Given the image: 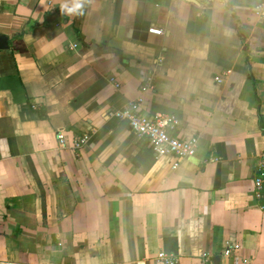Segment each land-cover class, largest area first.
Segmentation results:
<instances>
[{
    "label": "crops",
    "instance_id": "1",
    "mask_svg": "<svg viewBox=\"0 0 264 264\" xmlns=\"http://www.w3.org/2000/svg\"><path fill=\"white\" fill-rule=\"evenodd\" d=\"M66 3L0 0V264H264V0ZM137 98L195 156L107 115Z\"/></svg>",
    "mask_w": 264,
    "mask_h": 264
},
{
    "label": "built area",
    "instance_id": "2",
    "mask_svg": "<svg viewBox=\"0 0 264 264\" xmlns=\"http://www.w3.org/2000/svg\"><path fill=\"white\" fill-rule=\"evenodd\" d=\"M255 16L258 18H264V10L260 5L255 8ZM150 34L162 35V31L150 28ZM76 44L72 45L70 49H75ZM147 80V85L151 82ZM217 83L221 82V78L216 77L214 79ZM108 82L112 84L116 89L119 88V84L116 82L114 77H109ZM142 98H137L134 101H130L126 106L117 111L109 112L107 115L114 117L118 120L125 121L130 130L138 137L143 138L148 142L151 152L156 157L171 156L175 159L172 168L178 167V161L195 156L197 152V140L195 138L191 140H180L173 136V130L178 124V119L175 115L157 113L152 116L141 113ZM59 145L64 146V137L60 131L58 136ZM87 142V136L77 138L73 142V148L80 150ZM255 186L258 191L261 188L263 176H264V156L257 162L256 168ZM264 211V207H262ZM230 251H225V255H229ZM203 262L208 261L207 254L203 255ZM156 259L161 264H177L178 258L170 253L158 252Z\"/></svg>",
    "mask_w": 264,
    "mask_h": 264
},
{
    "label": "clouds",
    "instance_id": "3",
    "mask_svg": "<svg viewBox=\"0 0 264 264\" xmlns=\"http://www.w3.org/2000/svg\"><path fill=\"white\" fill-rule=\"evenodd\" d=\"M87 0H71V6H69L67 3L61 5V12L66 15H77L82 14V10L85 6V3Z\"/></svg>",
    "mask_w": 264,
    "mask_h": 264
},
{
    "label": "water",
    "instance_id": "4",
    "mask_svg": "<svg viewBox=\"0 0 264 264\" xmlns=\"http://www.w3.org/2000/svg\"><path fill=\"white\" fill-rule=\"evenodd\" d=\"M9 47H10V45H9V40H8L7 36L0 35V51H6L9 49ZM213 262H214V264H219L218 259H215Z\"/></svg>",
    "mask_w": 264,
    "mask_h": 264
},
{
    "label": "trees",
    "instance_id": "5",
    "mask_svg": "<svg viewBox=\"0 0 264 264\" xmlns=\"http://www.w3.org/2000/svg\"><path fill=\"white\" fill-rule=\"evenodd\" d=\"M22 36V34H16L15 36H14V38H19V37H21ZM259 197L260 198H263L264 197V189H263V187L261 186V188H260V190H259Z\"/></svg>",
    "mask_w": 264,
    "mask_h": 264
}]
</instances>
